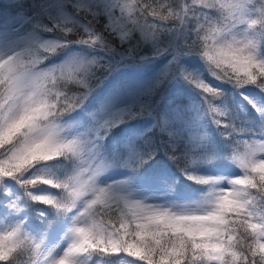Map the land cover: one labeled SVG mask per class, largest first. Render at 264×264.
Instances as JSON below:
<instances>
[{"label":"snow or ice","instance_id":"1","mask_svg":"<svg viewBox=\"0 0 264 264\" xmlns=\"http://www.w3.org/2000/svg\"><path fill=\"white\" fill-rule=\"evenodd\" d=\"M0 218V264H264V0H0Z\"/></svg>","mask_w":264,"mask_h":264},{"label":"trees","instance_id":"2","mask_svg":"<svg viewBox=\"0 0 264 264\" xmlns=\"http://www.w3.org/2000/svg\"><path fill=\"white\" fill-rule=\"evenodd\" d=\"M150 2H151V0H150ZM168 2H169V0H155L156 5L166 4ZM217 86L226 87L224 85H219V84ZM192 96L195 99H199L198 95L195 92L192 93ZM236 101H239L242 105H244L249 110H251V106L248 105L247 102L244 101L243 98L239 96V93H236L233 95L232 99L230 100V103H235ZM122 135H123V133L118 130L114 134L113 139L119 140L122 137ZM162 159L166 163L167 178L168 179H174L177 183L178 194H180V195H191L190 192L193 191V189L190 187L191 182H186L184 180V178L181 176V174L179 172V169L177 168V166L173 162L167 161L166 157H162ZM203 167L212 168V167H214V165H204ZM235 170L236 169H228L223 174H226L228 172H232ZM163 179H164V177H160L157 180H155L154 185L152 183L147 185L146 190L150 191V190H152V187L155 188L157 186L164 185ZM34 208L36 211H33V216L36 215L37 211H45V212L49 211L48 206L35 205ZM36 222L39 223V221H36ZM7 225H8V222L5 221L4 219L0 218V228L7 227ZM125 257H126V254L113 255V257H112L113 264H122ZM28 259L29 258L27 256H24L21 260V264H28ZM41 262H42V257H41Z\"/></svg>","mask_w":264,"mask_h":264},{"label":"rangeland","instance_id":"3","mask_svg":"<svg viewBox=\"0 0 264 264\" xmlns=\"http://www.w3.org/2000/svg\"><path fill=\"white\" fill-rule=\"evenodd\" d=\"M231 174L236 175L237 173L232 172ZM227 175H228V174H227ZM152 184L154 185V184H155V181L152 182ZM163 187H164V185L157 186V187H155V188L152 187V191H151V192L162 191V190H163ZM60 235H61V234L58 233V234H57V235H56V236H55V237L49 242V244L52 245L53 243H55L56 240L58 239V237H59Z\"/></svg>","mask_w":264,"mask_h":264}]
</instances>
